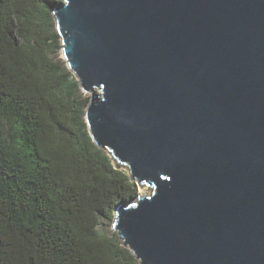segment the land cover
<instances>
[{"label": "water", "instance_id": "water-1", "mask_svg": "<svg viewBox=\"0 0 264 264\" xmlns=\"http://www.w3.org/2000/svg\"><path fill=\"white\" fill-rule=\"evenodd\" d=\"M52 11L93 142L152 189L117 207L123 245L140 264H264V0Z\"/></svg>", "mask_w": 264, "mask_h": 264}, {"label": "trees", "instance_id": "trees-1", "mask_svg": "<svg viewBox=\"0 0 264 264\" xmlns=\"http://www.w3.org/2000/svg\"><path fill=\"white\" fill-rule=\"evenodd\" d=\"M58 0H0V264H140L113 230L136 183L93 142Z\"/></svg>", "mask_w": 264, "mask_h": 264}, {"label": "rangeland", "instance_id": "rangeland-1", "mask_svg": "<svg viewBox=\"0 0 264 264\" xmlns=\"http://www.w3.org/2000/svg\"><path fill=\"white\" fill-rule=\"evenodd\" d=\"M60 57L63 59V56H62V50H61ZM63 60H64V59H63ZM64 61H65V60H64ZM97 92H100V91L97 90ZM85 94H86V93H85ZM87 95H88L89 97L91 96V95H89V94H87ZM122 169H123L124 171H126L127 173H129L128 168H126V167H122ZM147 191H148V195H151V194H152V189H151V188L148 189L147 186L140 187L138 184H136V193H137V195H136L135 201L138 199V196H139V195H146V194H147Z\"/></svg>", "mask_w": 264, "mask_h": 264}]
</instances>
